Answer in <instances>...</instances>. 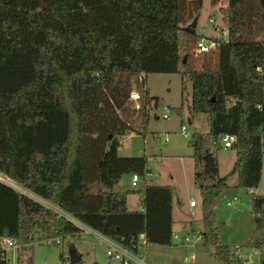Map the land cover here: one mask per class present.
Returning a JSON list of instances; mask_svg holds the SVG:
<instances>
[{
    "label": "trees",
    "instance_id": "1",
    "mask_svg": "<svg viewBox=\"0 0 264 264\" xmlns=\"http://www.w3.org/2000/svg\"><path fill=\"white\" fill-rule=\"evenodd\" d=\"M201 4L0 0V174L132 250L139 247L140 232L145 243L172 244L171 185L130 187L140 193V210L126 207L129 188L114 187L123 174L148 172L144 155L116 152L118 137L133 129L119 111L132 82L141 73L178 72L182 88L190 82L188 109L203 112L207 123L205 131H192L187 139L200 196L201 243L212 246L221 264H246L219 242L214 206L229 173L245 189L260 178L264 0H226L219 6L226 37L207 36L212 47L199 53L208 58L195 67L188 59L193 32L183 23ZM137 91L131 109L144 134L155 97L143 84ZM223 133L235 135L234 160L220 175L213 151ZM250 208L253 231L264 232V194H252ZM32 230L45 239L75 238L78 227L0 180V237L26 242ZM59 258L60 264H83L73 248ZM0 264L11 263L0 258ZM258 264H264V254Z\"/></svg>",
    "mask_w": 264,
    "mask_h": 264
},
{
    "label": "rangeland",
    "instance_id": "2",
    "mask_svg": "<svg viewBox=\"0 0 264 264\" xmlns=\"http://www.w3.org/2000/svg\"><path fill=\"white\" fill-rule=\"evenodd\" d=\"M225 3L226 0H202L201 7L193 16L195 25L193 37L188 46V59L195 67H199L202 60L208 58L204 54L194 53L193 42L196 38L226 37V20L218 10V7L224 6ZM191 20L192 17H189L183 24L187 25ZM257 38L260 39L261 36ZM141 80L148 94L155 97V105H152L148 112L145 132L142 134L138 130L140 118L131 109L136 102L127 99L122 106L123 110L119 111L129 121L135 134L130 137L119 136L120 144L117 145L116 152L120 155H145L149 170L143 176H139L137 186L149 181H172L177 183L186 201L189 198L195 201L196 205L191 214L194 218L191 234L196 235L198 229L202 228L201 219L198 218L200 196L197 187L192 183V156L187 139L192 131L207 129L205 114L191 112L188 109L190 82L185 80L182 88L183 83L178 72H147L142 74L141 78L138 76L134 83L132 82L131 90H137V87L141 86ZM164 106L168 108L165 118L160 116ZM180 125L185 127L186 136L180 132ZM213 153L218 173L220 175L226 173L232 164L233 148L222 147L221 143H218ZM0 180L11 183L17 190L41 200L1 174ZM121 181L122 183L115 184V188H129L125 195L126 205L129 208L137 207L140 193L130 189L127 175H123ZM226 183L227 186L221 191L214 206L219 242L226 244L231 250L234 247L237 248L239 252L237 257L242 260L247 257L244 263L257 264L256 259L264 254V232H254L252 228L251 192L249 189L236 185L235 173L227 175ZM256 191L264 194V151L262 153V174ZM232 195L236 196V200L231 205H225V199ZM28 234L32 236L29 241H16V247L6 251L8 262L11 264L17 261L20 264H60L59 253L66 256L71 248L81 253L80 258L83 264H109L110 261L118 264L116 260L105 255L100 242L90 234L77 235L75 238L64 236L60 243H54L41 236L35 237L36 232L33 230ZM191 234L187 235L191 236ZM175 242L177 243L170 245H144L141 251L145 259L152 264H215L213 262L220 264V261L213 256L212 246L209 244H202L198 240L193 243H180L176 239ZM251 247L257 250L254 252ZM190 253H193L194 258H189Z\"/></svg>",
    "mask_w": 264,
    "mask_h": 264
},
{
    "label": "built area",
    "instance_id": "3",
    "mask_svg": "<svg viewBox=\"0 0 264 264\" xmlns=\"http://www.w3.org/2000/svg\"><path fill=\"white\" fill-rule=\"evenodd\" d=\"M211 47H212V41H208L204 37H199L198 39L195 40L193 44V51L196 53L206 52ZM128 97L129 99L135 100V102H137L139 98V93L137 90H130L128 93ZM167 111H168V108L164 106L160 116L165 118L167 116ZM179 129L184 136L187 135V131L183 125H180ZM133 133H134V129H128L124 132L123 135L132 136ZM234 140H235V135L233 133H223L220 136H218L215 142L221 143L222 147H230ZM138 178H139V175L137 173L131 172L129 174V181H128L129 185L131 187L137 186ZM3 182L14 187V185H12L11 183H8L6 181H3ZM235 200H236V196L232 195L230 198L225 199L224 203L225 205H231ZM41 202L45 203L47 206L51 207L54 211H56L59 215L63 216L65 219L75 224L78 227L77 235L90 234L93 237H95L102 245L105 255L113 260H116L118 264H150L145 259L144 253H142L141 251L142 246H144L145 244V240H144V236L142 232L137 234V240L139 242L138 249L132 250L129 247L116 242L115 240L108 237L107 235H104L92 229L91 227L81 222L80 220L70 216L69 214H67L66 212L58 208L57 206L44 202V201H41ZM188 205L189 206L195 205V201L192 198H189ZM171 237L177 238V240L180 241V243H193L195 240H200L199 234H196V235L191 234V236H188L187 234L183 236H177L176 234L172 232ZM61 239H62L61 236H55V237L49 238V240H52L54 243H60ZM15 247H16V241L13 237L7 236V235L0 237V258L7 259L6 251L9 249H14ZM232 252L235 256L237 255V253H239L237 248L235 247L233 248Z\"/></svg>",
    "mask_w": 264,
    "mask_h": 264
},
{
    "label": "crops",
    "instance_id": "4",
    "mask_svg": "<svg viewBox=\"0 0 264 264\" xmlns=\"http://www.w3.org/2000/svg\"><path fill=\"white\" fill-rule=\"evenodd\" d=\"M143 73H141V74H139V77L141 78V75H142ZM181 132V131H180ZM135 134V132L133 133V135ZM132 135V136H133ZM120 136H124V137H130V136H125V135H120ZM120 144V141H119V137H118V145ZM233 151H234V149H233ZM145 156V155H144ZM146 158V157H145ZM233 160H234V156H233V158H232V162H233ZM147 166V165H146ZM148 168V167H147ZM218 168V167H217ZM148 170H149V168H148ZM261 174H262V157H261V171H260V176H261ZM123 175H127L128 176V181H129V175L128 174H123ZM122 175V176H123ZM121 176V177H122ZM193 179V178H192ZM119 183H122V181H121V178H120V180L118 181ZM129 183V182H128ZM144 183H152V184H169V185H171L172 186V198H171V219H172V223H171V229H172V232L174 233V234H176L177 236H183V235H185V234H191V233H193V232H191V225H193V223H192V219H194L193 217H192V212H193V207L196 205V203H195V205H193V206H189L188 205V200L186 201V197H185V195L182 193V191L179 189V187H177L178 185H176L177 183H175V182H163V181H161V182H144ZM192 183H193V181H192ZM117 184V183H116ZM131 187V186H130ZM196 187V186H195ZM258 187V184H257V186L256 187H254V188H249V190H250V192H251V195L252 194H259V193H257V191H256V188ZM115 188V187H114ZM118 188H120V187H118ZM186 192V191H185ZM199 201V200H198ZM125 204H126V202H125ZM126 207L128 208V209H138V210H140V208H141V196L139 197V203H138V205H137V207H135V208H129L127 205H126ZM200 217V206H199V211H198V218ZM215 219H216V216H215ZM201 230V228L200 229H198V231L197 232H199ZM189 232V233H188ZM177 238H174V237H172V243L173 244H175V243H177V242H175V240H176ZM200 243H201V239L200 240H198ZM148 244H156V243H145L144 245H148ZM157 245H160V244H157ZM161 245H167V244H161ZM251 248H253V247H251ZM250 249V248H249ZM255 250H257L256 248H253V251L255 252ZM250 251V250H249ZM249 251H248V253H249ZM78 253H79V255L81 254L79 251H78ZM247 253V254H248ZM81 256V255H80ZM192 257L194 258V255H193V253H190L189 254V258H191L192 259ZM252 261V260H251ZM149 262V261H148ZM256 262H257V264H258V259H256ZM150 263V262H149ZM213 263H215V264H217L216 262H213ZM220 263V262H219ZM109 264H114V262L113 261H110V263ZM150 264H152V263H150ZM221 264V263H220Z\"/></svg>",
    "mask_w": 264,
    "mask_h": 264
},
{
    "label": "water",
    "instance_id": "5",
    "mask_svg": "<svg viewBox=\"0 0 264 264\" xmlns=\"http://www.w3.org/2000/svg\"><path fill=\"white\" fill-rule=\"evenodd\" d=\"M194 25H195V19L194 17H192V20L189 22V24L184 26V29L189 32H193ZM141 85H142V80H141Z\"/></svg>",
    "mask_w": 264,
    "mask_h": 264
}]
</instances>
